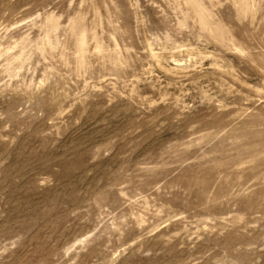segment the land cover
Instances as JSON below:
<instances>
[{"label": "rangeland", "instance_id": "1", "mask_svg": "<svg viewBox=\"0 0 264 264\" xmlns=\"http://www.w3.org/2000/svg\"><path fill=\"white\" fill-rule=\"evenodd\" d=\"M0 264H264V0H0Z\"/></svg>", "mask_w": 264, "mask_h": 264}]
</instances>
